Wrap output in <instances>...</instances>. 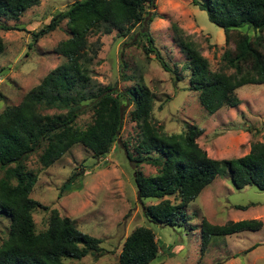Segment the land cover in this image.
Masks as SVG:
<instances>
[{"label":"trees","instance_id":"16d2710c","mask_svg":"<svg viewBox=\"0 0 264 264\" xmlns=\"http://www.w3.org/2000/svg\"><path fill=\"white\" fill-rule=\"evenodd\" d=\"M156 0H76L57 11L50 22L33 32L32 41L56 31L66 21L69 37L56 51L64 61L23 97L0 113V215L8 216V237L0 244V264H69L89 254L103 251L102 240L84 233L73 219L51 213L48 228L37 232L33 210L43 207L31 197L37 174L28 169L30 155L38 153L43 169L66 155L75 145L90 149L96 158L106 157L118 142L124 122L125 106L132 105L131 119L141 128L136 145L138 156L129 149L136 167L148 163L158 172L145 176L136 171L138 198L160 199L147 207L146 215L154 222L175 224L181 208L194 202L219 175L229 174L234 186L242 189L255 185L264 191V143L255 142L251 151L233 159H215L197 142L203 133L198 125H189L180 133H167L153 116V95L147 85L123 94L112 86L90 91V64L97 48L89 36L118 30L128 36L136 27L146 55L154 54L162 67L172 69L155 44L150 24L157 16ZM41 0H0V16L17 19ZM208 13L209 20L225 33L233 50L223 55V66L213 71L198 44L178 24L171 28L177 45L186 54L185 70L190 72L191 89L208 114L241 103L236 91L247 84H264V0H192ZM248 26L254 37L242 31ZM5 29L15 27L2 26ZM143 29V30H142ZM99 42V41H98ZM5 44L0 37V54ZM92 53V57L89 53ZM233 70V73H228ZM87 111L92 121L85 127L77 119ZM156 153V155H153ZM77 176L73 175L69 183ZM64 185L62 188H65ZM170 197L179 198L173 202ZM247 205L238 209L245 210ZM264 227L259 219L229 221L218 225L202 220V248L219 236H232ZM160 240L148 226H139L125 239L120 264H150L160 255Z\"/></svg>","mask_w":264,"mask_h":264},{"label":"rangeland","instance_id":"374dc122","mask_svg":"<svg viewBox=\"0 0 264 264\" xmlns=\"http://www.w3.org/2000/svg\"><path fill=\"white\" fill-rule=\"evenodd\" d=\"M74 1L41 0L17 19L0 16V37L5 44L0 54V113L19 104L27 92L64 61L56 47L69 37L66 21L34 44L32 37L33 32L50 22L52 15ZM155 4L157 16L150 24V32L180 80L175 79V72L166 71L154 54L146 55L138 35L140 27H136L125 37L119 36L118 30L89 36V44L98 50L89 69L90 91L109 85L130 95L129 90L147 85L154 98V121L164 131L180 133L189 125H198L203 133L197 142L209 157L233 159L247 155L253 143H264V84L240 87L236 91L241 100L238 106L208 114L199 102L198 92L191 89L190 72L185 70L186 54L177 45L171 26L178 24L192 37L213 71L221 69L224 53L233 50L234 44L226 42L223 28L211 22L208 13L192 0H156ZM242 31L255 35L248 26ZM132 108L130 104L125 106L119 140L106 157L96 158L90 149L79 144L43 169L38 153L29 156L28 169L38 177L31 197L47 207L33 210L37 232L48 228L56 209L61 216L73 219L79 230L102 240V252L69 260V264H120L124 241L139 226L152 228L161 243L159 257L150 264H264V227L216 237L202 248L203 219L218 225L243 219L264 222V191L255 185L238 189L228 173L219 175L194 202L181 208L175 224L154 222L147 217V207L161 200L138 198L135 173L152 176L158 167L148 163L136 167L127 155L129 149L138 156L136 145L142 134L131 119ZM92 119V112L87 111L78 117L77 125L85 128ZM73 175L77 178L69 183ZM170 199L180 202L179 198ZM240 205L248 208L238 209ZM9 227L8 216L0 215V244L8 237Z\"/></svg>","mask_w":264,"mask_h":264}]
</instances>
